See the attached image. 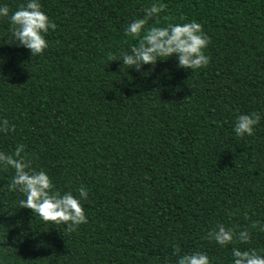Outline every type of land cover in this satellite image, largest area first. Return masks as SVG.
Listing matches in <instances>:
<instances>
[{"label": "trees", "instance_id": "16d2710c", "mask_svg": "<svg viewBox=\"0 0 264 264\" xmlns=\"http://www.w3.org/2000/svg\"><path fill=\"white\" fill-rule=\"evenodd\" d=\"M40 2L56 27L38 56L0 18V118L14 125L0 151L23 144L56 190L83 186L87 222L72 232L41 222L0 170V264H176L194 250L231 264L230 248L205 237L217 223L264 222V0H162L146 27L196 20L209 36V63L195 71L174 56L140 71L110 61L153 0ZM0 3L11 12L23 0ZM241 112L260 119L238 138ZM249 232L264 250V233Z\"/></svg>", "mask_w": 264, "mask_h": 264}, {"label": "clouds", "instance_id": "9594fccd", "mask_svg": "<svg viewBox=\"0 0 264 264\" xmlns=\"http://www.w3.org/2000/svg\"><path fill=\"white\" fill-rule=\"evenodd\" d=\"M162 0H153L143 8V16L132 19L123 28V35L135 41L126 50L109 54L110 61L119 58L122 65L140 71L142 65L153 66L158 60L174 56L177 67L197 70L208 65L209 57L204 49L209 43V36L203 31L202 25L196 20L187 22L158 23L148 25L150 19L155 20L164 10ZM0 18L8 21L11 43L29 50L30 56L40 55L48 47L45 39L49 30L56 25L49 19L40 0H23L14 11L0 3ZM184 21L183 17H180ZM255 112L239 113L235 116L232 130L239 137L253 135L254 127L259 122ZM14 125L5 118H0V134L13 132ZM24 145L17 144L12 151H0V170L11 169V177L7 183V192L19 194L18 207L31 210L32 214L43 223L61 225L67 232L86 223L82 201L87 200V190L81 186L74 195L71 191L60 192L54 188L49 175L43 169H34L26 159ZM245 219L247 216L245 214ZM251 229L264 233V222L252 221ZM249 227L234 230L217 223L206 233V239L220 248H230L231 264H264V250L249 245ZM245 247H237L236 244ZM179 251L173 248V255ZM176 264H211L204 251L194 250L177 257Z\"/></svg>", "mask_w": 264, "mask_h": 264}]
</instances>
